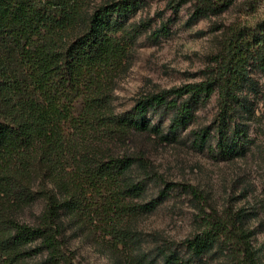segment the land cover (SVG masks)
I'll list each match as a JSON object with an SVG mask.
<instances>
[{
    "label": "trees",
    "instance_id": "16d2710c",
    "mask_svg": "<svg viewBox=\"0 0 264 264\" xmlns=\"http://www.w3.org/2000/svg\"><path fill=\"white\" fill-rule=\"evenodd\" d=\"M166 2L176 14L192 4L193 22L223 17L239 0ZM146 6L0 0V264H83L75 238L113 264H202L229 251L239 264H258L240 211L167 176L142 144L123 148L143 136L214 160L247 156L264 106V19L226 24L204 79L140 92L130 110L116 112L115 80L137 39L171 34L165 20L152 28L150 17L136 19ZM213 97L216 110L203 121ZM181 195L199 211L196 233L177 240L134 225Z\"/></svg>",
    "mask_w": 264,
    "mask_h": 264
},
{
    "label": "rangeland",
    "instance_id": "374dc122",
    "mask_svg": "<svg viewBox=\"0 0 264 264\" xmlns=\"http://www.w3.org/2000/svg\"><path fill=\"white\" fill-rule=\"evenodd\" d=\"M105 0H92L93 4ZM149 6L141 10L142 17L152 19V28L164 20L171 34L158 42L148 38L150 30L137 39L127 68L115 80L113 106L116 112L130 110L140 92L160 90L204 79L214 64L216 52L222 45L224 26L232 21L255 24L264 19V0H239L225 16H210L188 22L192 4L185 5L179 14L167 6L166 0H148ZM193 10V9H192ZM213 97L203 110L202 120L207 121L216 110ZM255 126L258 139L250 153L233 161L214 160L206 154L177 143H158L136 136L128 148L142 144L148 156L167 176L189 181L202 188L210 201L219 209L230 208L245 218L258 264H264V113ZM42 204L34 207L39 212ZM28 213V212H27ZM195 202L181 195L163 203L151 214L138 218L134 225L147 232L159 231L163 236L183 239L199 230ZM28 220V216L24 217ZM76 260L83 264H113L107 254L82 238L71 243ZM241 255L229 251L225 255L208 256L202 264H239Z\"/></svg>",
    "mask_w": 264,
    "mask_h": 264
}]
</instances>
